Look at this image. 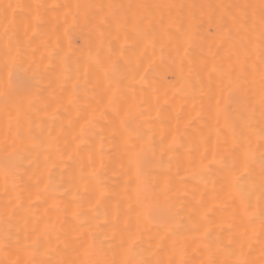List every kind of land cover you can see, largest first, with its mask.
<instances>
[{
  "label": "bare ground",
  "instance_id": "1",
  "mask_svg": "<svg viewBox=\"0 0 264 264\" xmlns=\"http://www.w3.org/2000/svg\"><path fill=\"white\" fill-rule=\"evenodd\" d=\"M259 2L260 0H0V56L9 38L13 43L17 37L24 38L20 26L26 23L28 13L32 11L31 6L49 5L42 26L29 33L30 36L35 34L36 39L28 49L27 59L37 74L30 96L34 101V118L38 124L43 122L46 130L53 136L61 135L62 128L66 130L70 120L81 114L85 107H95L99 100L100 89L97 88L95 92L92 90L97 81L96 74L92 73L91 83L87 86L82 78L76 102L68 103L72 98L71 87L61 85L58 81L66 59L71 68H80L88 59L90 48L93 51L102 48L105 56L111 53L119 62V73L142 72V68L137 69L141 61L144 67L151 61L155 62L157 71L137 84L135 94L129 98L121 118L126 117L128 104L135 105L142 101L151 106L155 103L157 94L161 103L166 98L171 100L191 69L196 87L186 96H176L173 114L178 112L188 118L194 117L196 112H202V118L195 119L194 122L181 120L178 126L172 120L171 130L176 132L178 129L182 136L178 153H169L161 160L157 151L156 158L149 156L145 164V179L150 183L157 180L162 183L164 173L170 171L175 175L176 160L179 157L183 161L181 177L188 180V183L180 186L182 198L159 197L153 202L155 218L141 224L142 244L138 249V256L142 259L179 260L181 257L173 251L174 243L185 249L183 258L189 264H202L208 260L215 264H232L235 259L218 248L219 244H226L229 238L227 232L221 234L222 227L226 226L225 222L230 217L237 215L235 206L231 205L227 196L218 195L221 193L226 170L219 165L212 166L206 184L191 178V173L195 170L193 162L199 165L206 148L209 152L217 150L230 160L241 156L251 147L256 150L257 158L250 166V178L256 182L260 180L262 170L258 154L264 144L260 139V129L264 128V110L260 105L262 72L257 55L259 27L257 25L248 34L253 43L251 58L244 64L242 53L239 61L237 60L240 37L233 33V37L229 39L225 35L226 30H218L216 26L220 17L230 20L232 15L241 13V6L258 5ZM9 4L13 7L7 8ZM77 4L96 7L77 10ZM17 5L20 7L17 8ZM53 5L72 7L58 9L51 7ZM126 17L132 23H117ZM141 21L142 23H138ZM182 23L185 26L189 23L197 25L190 38H186L184 29L180 28ZM247 39V36L244 37L245 43ZM54 50L59 52L58 56L52 55ZM27 66L26 64L25 67ZM209 74H212L211 93L207 87ZM238 75L247 77L241 80L243 89L234 88L230 83ZM136 78L139 80V75ZM118 79V75L114 76L113 83ZM25 96L23 81L17 80L10 96L7 99L0 98V212L17 193L36 184L41 175L35 165L25 162L24 168L31 167L32 170L25 172L22 168L15 177L14 184L9 172L8 190H5V143L9 153L15 150L17 154L30 155L33 160L36 159L35 153L30 151L32 146L29 140H14V126L12 134H8V114H14L16 105ZM216 99L220 100L222 109L218 117L215 112ZM113 118L109 116L103 123L110 124ZM151 120L152 123L146 124L145 128L151 130L150 135L152 132L156 133L154 139L158 143L160 135L169 130V122L161 124L155 111L151 112ZM233 128L237 134L235 139ZM241 130L243 136H240ZM63 134L67 136L66 131ZM94 139L89 140L88 147L100 151V144L93 143ZM116 145L117 142L109 136L108 142L103 146L104 162L110 164L103 183L111 192L113 208L119 203L122 212H127L129 204L135 206L136 201L134 195H125L124 186L130 179H134L135 173H129L126 164L121 166V153ZM170 158L173 161L171 166L168 163ZM43 159L40 157L41 162ZM70 171L62 165L54 169L55 177L57 180L68 179ZM44 175L46 182V171ZM40 189H43V184ZM36 191L37 189L32 188L31 199L25 194L22 198L24 207L16 211L10 223L0 221V260H15L18 257L21 260L29 259L24 247L39 234H43L42 250L48 249L51 255H38V260H50L51 264H56L58 260H76L79 264H88L90 260L113 258L112 249L119 243V236L113 228L114 219H106L101 213L98 219L91 221L94 229L89 232L70 216L65 217L63 213L57 215L52 210L54 202L43 198L38 200ZM202 201L212 208L207 223L213 226V237L206 241L194 232L201 222L202 210L199 206ZM126 220L127 216L122 215L119 224L121 228ZM237 224L239 232L247 233L245 252L250 253L247 258L254 264H260L261 244L264 242L260 217H246L243 220L238 218ZM93 234L97 237L95 243L98 251L95 256L87 255L81 247L85 243V235L87 244L92 243Z\"/></svg>",
  "mask_w": 264,
  "mask_h": 264
},
{
  "label": "snow or ice",
  "instance_id": "2",
  "mask_svg": "<svg viewBox=\"0 0 264 264\" xmlns=\"http://www.w3.org/2000/svg\"><path fill=\"white\" fill-rule=\"evenodd\" d=\"M11 4L7 8H12ZM17 8L20 6L17 5ZM54 8H71V5H53ZM76 9L92 8L95 5H75ZM111 7V6H109ZM168 7H172L168 5ZM240 14H234L230 20L225 17H220L216 22L218 30H226L225 35L231 39L233 33L240 37L239 49L237 52V60L240 55H243V62L251 58L252 39L248 34L259 27V52L258 59L261 64V94L260 105L264 110V0H260L258 5H243ZM49 5L35 4L31 6L32 11L28 13L26 23L20 27L23 31L24 38H19L13 43L11 38L3 47L2 56H0V98L7 99L14 90L15 82L22 80L26 96L16 105L14 114L9 112L8 134H12L13 126L15 127V139H27L31 142L30 151L35 153L36 159L33 160L30 155H20L15 152L7 151V143H5L4 151L6 153V173L4 177L5 190H8V175L9 172L15 177L23 168L25 172H30L31 167L24 168L25 162L29 165H35L36 170L41 173L36 184L17 193L15 197L9 200L5 208L0 212V221L8 224L11 222V217L15 215L19 208L24 207L23 197L27 193L28 199H31L32 188L37 189L35 192L36 198H43L45 201H53L52 210L57 215L63 213L65 217H71L79 223L80 227L91 232L94 225L91 222L93 219H98L102 213L106 219H114V232L119 236V243L112 249L113 258L110 260H90L88 264H189L184 259L185 249L174 243L173 251L181 257L179 260H153L142 259L138 256V249L142 244V228L141 224L147 220L154 219L156 209L153 202L159 197H173L180 199V186L187 184L188 180L181 177V169L183 161L177 157L175 175L169 171L164 173L163 182L157 180L155 183H150L145 179V164L151 156L155 159L157 151L161 160L168 156L169 153H178L181 146L182 136L179 135L178 129L173 132L171 121L175 120L177 126L181 120L188 119L189 122H194L195 119L202 118V112H196L194 117L186 118L184 115L173 114V107L177 95L186 96L196 87V80L192 76L191 69L187 78L181 86L175 90L172 99H164L160 102L159 95L154 104L148 106L146 102H138L135 105L128 104L127 114L125 118H121L124 112L125 105L131 96H134L138 83H142L147 75L157 71L154 67V61L143 66L141 61L137 65V69L142 68V72H125L119 73V62L109 53L105 56L102 48L93 51L89 49L88 59L80 68L73 69L68 64V60L64 61V68L60 72L58 81L61 85L70 86L72 98L69 99V104H74L81 91V80L87 86L91 83L92 73L96 74V84L92 86L93 92L97 88L100 89L99 100L95 107H85L83 112L74 120H70L68 128H62V134L53 136L44 127V123H37L34 115V101L30 99L37 74L32 68V63L28 61V49L31 48L32 42L36 39V35H29L32 30L38 29L44 23V15L47 12ZM75 20L76 17H73ZM87 19V16H85ZM118 24L132 23L127 17L123 20H118ZM138 23H142L138 22ZM194 23H189L185 26L180 25L184 29L185 37L190 38L192 30L196 27ZM7 32V29L5 30ZM248 37L245 43L244 37ZM52 55L58 56L59 52L55 51ZM28 65L25 67V65ZM183 67V60H181ZM215 71V69L213 70ZM31 73V75H29ZM119 76L118 81L113 83V77ZM139 75V80H137ZM247 79L246 76L238 75L235 81H230L234 88L243 89L244 84L241 80ZM105 84L107 85L105 87ZM201 87L204 86L203 81L200 82ZM209 92H213L212 74H209L207 81ZM167 96V93L165 94ZM136 109H139L138 111ZM155 111L157 119L161 124L168 121V131L160 135L159 142L154 139L156 133L150 129H146L145 125L152 123L151 112ZM195 111V106L193 108ZM221 102L215 100V112L217 117L220 115ZM109 116L114 117L110 124L103 122ZM39 129V131H37ZM66 131L67 136L63 133ZM109 136L117 142V147L121 153L120 164L122 167L127 166L128 172L135 173L134 179H130L124 186L126 196L135 197L136 204H129L127 212H122L119 203L115 208L111 204V192L103 183V177L106 175L110 164L104 162L103 146L108 142ZM236 130L233 128V137L236 138ZM243 136V130L240 132ZM95 138L93 143L99 142L100 151H96L94 147L89 148V140ZM210 139V138H209ZM260 139L264 141V128L260 129ZM63 141V143H61ZM208 143V141H205ZM259 160L261 164V176L259 182L250 178V166L257 158L255 149L249 147L241 156L233 157L229 160L228 157L220 154L217 150L209 152L206 148L201 156L199 165L193 162L194 171L191 173V178L198 179L202 183H208V176L212 170V166L219 165L226 170V176L222 182L221 193L218 195H226L231 205L235 206L237 215H233L225 222V227H222L221 234L224 232L229 234L226 244H219L218 248L225 251L228 255L235 257L232 264H254L247 256L250 253L245 252V241L247 238L246 232L238 231L237 219L251 218L259 216L261 220V230L264 232V144L261 145L259 151ZM209 156L211 157L209 159ZM40 157H43L41 162ZM67 157V160H65ZM207 161V163H205ZM171 166L173 161L171 158L168 161ZM69 168L68 179L57 180L54 169L61 166ZM47 172L46 182L44 172ZM43 184V189L40 185ZM215 189V182H213ZM15 191V188H13ZM186 196L187 193H184ZM31 206V205H30ZM201 222L194 229V232L201 236L203 240H209L213 237V226L208 225L209 213L212 208L207 202L200 203ZM95 214V215H93ZM127 216L124 227H120L121 216ZM203 228V231L200 229ZM116 236L114 235L113 239ZM97 237L92 235V243L87 244V236L85 235V243L81 244L87 255L95 256L98 249L96 246ZM219 239V237H217ZM43 234L37 235L35 240H31L25 245L24 251L30 257L27 260H21L19 257L15 260H0V264H51L50 260H38L39 256H50L51 252L48 249L42 250ZM250 248L251 245H248ZM56 264H79L76 260H58ZM202 264H215L214 261L208 260ZM260 264H264V242L261 244V260Z\"/></svg>",
  "mask_w": 264,
  "mask_h": 264
}]
</instances>
